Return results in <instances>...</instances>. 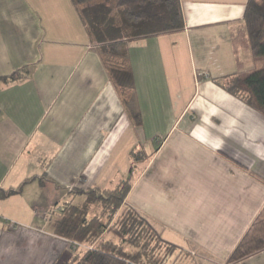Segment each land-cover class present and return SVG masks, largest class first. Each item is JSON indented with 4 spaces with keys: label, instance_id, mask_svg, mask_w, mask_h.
<instances>
[{
    "label": "crops",
    "instance_id": "obj_1",
    "mask_svg": "<svg viewBox=\"0 0 264 264\" xmlns=\"http://www.w3.org/2000/svg\"><path fill=\"white\" fill-rule=\"evenodd\" d=\"M180 3L183 31L128 43L127 108L72 0H0V79L21 72L0 82V191H18L0 199V264L69 261L60 206L86 201L74 188H115L133 152L145 169L127 203L202 254L189 264H227L264 206V116L214 79L264 61L245 52L240 68L234 54L248 0Z\"/></svg>",
    "mask_w": 264,
    "mask_h": 264
},
{
    "label": "trees",
    "instance_id": "obj_2",
    "mask_svg": "<svg viewBox=\"0 0 264 264\" xmlns=\"http://www.w3.org/2000/svg\"><path fill=\"white\" fill-rule=\"evenodd\" d=\"M85 24L92 44L100 50L111 81L125 106L135 103V83L128 64L130 41L180 32L185 21L180 0H72ZM232 44L240 68V55L250 52L264 58V0H248L242 24L233 31ZM28 73V71H26ZM21 77L17 71L0 82ZM217 85L264 116V68L248 76L238 73L214 79ZM141 125V115L134 118ZM145 169V156L131 154L127 178L115 188L79 191L83 204L63 203L58 210L55 234L69 242L72 258L65 264H172L183 250L164 240L127 197ZM18 191H0V199ZM100 206L91 216L89 208ZM264 251V206L230 254L227 264H236ZM173 258H175L173 260Z\"/></svg>",
    "mask_w": 264,
    "mask_h": 264
},
{
    "label": "rangeland",
    "instance_id": "obj_3",
    "mask_svg": "<svg viewBox=\"0 0 264 264\" xmlns=\"http://www.w3.org/2000/svg\"><path fill=\"white\" fill-rule=\"evenodd\" d=\"M260 59L264 61V58H260ZM253 63H251V65H250V68H249L250 72H252L254 70V67H252L254 65ZM245 76H248V75H245ZM78 202L76 201V204H78ZM89 211L91 213L90 215L94 216L100 211V206L95 205L94 207L89 208ZM200 255H202V254L199 251H197V252L194 251V252H189V253L183 251V252H181V254H178L176 263H172V264H189V263H192V260H196V258L199 259ZM174 259L175 258H173V260Z\"/></svg>",
    "mask_w": 264,
    "mask_h": 264
},
{
    "label": "built area",
    "instance_id": "obj_4",
    "mask_svg": "<svg viewBox=\"0 0 264 264\" xmlns=\"http://www.w3.org/2000/svg\"><path fill=\"white\" fill-rule=\"evenodd\" d=\"M159 140H160V141H163L164 139L161 137Z\"/></svg>",
    "mask_w": 264,
    "mask_h": 264
}]
</instances>
